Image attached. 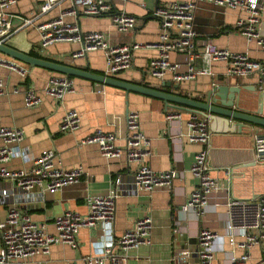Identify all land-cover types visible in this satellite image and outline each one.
<instances>
[{"label": "crops", "instance_id": "1", "mask_svg": "<svg viewBox=\"0 0 264 264\" xmlns=\"http://www.w3.org/2000/svg\"><path fill=\"white\" fill-rule=\"evenodd\" d=\"M16 3L5 9L8 16L32 20L28 26L14 20L13 32L5 44L24 54L36 53L49 61L72 66L99 76L118 79L128 84L152 89L160 93L174 95L199 103H207L220 110H235L253 114L258 112L262 97L264 116V94L256 91V76L246 78L226 77V64L215 62L211 75H198L193 80L175 82L173 74L167 73L163 79L150 76L148 64L157 52L150 48H140L133 52L131 68L115 76L105 75L104 54L93 52L86 59L72 60L70 53L77 49L74 44H55L47 50H38V24L47 22L60 12L67 10L70 3L62 0L48 13H40L44 0H15ZM114 13L125 12L135 17L136 26L128 34L115 30L109 15L102 17L68 16V22H77L82 31L102 32L108 43L121 45L135 42L139 45L153 44L158 39L159 25L154 16L157 7L184 0H110ZM259 34L264 37V0ZM243 13L239 10L225 9L208 3H197L194 11V27L198 47L202 41L210 39L219 49L233 53L247 54L251 59L264 63V50L254 41H249L237 30L236 20ZM199 50V49H198ZM0 58L18 63L26 69L22 77L15 71L0 66V80L4 82L5 93L0 96V127L21 129L23 141L16 145V154L5 166L10 170H27L33 160L43 151L52 150L65 169L80 166L83 176L80 182L56 192L37 188L24 195L9 181L0 180V222L10 207L23 209L37 224L44 226L46 233L55 234L54 220L69 210L85 216L88 212L86 199L92 196H106L113 190V181L119 178L123 184L116 192L115 218L108 232L102 224L94 228H82L78 232V248L66 245H53L46 256L37 255L26 264H83L82 258L96 256L108 243H115L119 236L133 227L136 220L149 216L152 222L150 244L143 245L128 253L127 264H200L198 260L197 236L201 229L212 231L216 237L213 242V260L210 264H231L234 256L241 251L229 243L227 231L229 198L255 201L264 197V164L250 166L253 159V125L243 124L241 131L230 134H212L210 139V176L218 183V190L207 196L204 213L198 215L192 208L182 210L189 195L198 188V180L191 174L194 157L202 149L200 144L186 141V122L189 109L167 104L163 100L121 88L96 84L90 80L72 78L73 91L60 101H55L46 92L48 80L56 73L31 68L5 55ZM170 61L177 65V72H186L188 57L174 53ZM200 58L194 61L196 69L203 68ZM27 80V83H25ZM34 90L41 102L27 108L23 92ZM17 90L15 93L14 90ZM232 90L233 108L227 107ZM75 111L80 118V127L74 132H60L59 124L63 116ZM128 112L139 116V127L151 143L152 154L147 162L156 172L174 171L175 178L171 190L157 189L153 192H134L127 186L134 174L135 164L127 162L124 154L118 158H105L95 144H81L80 141L100 129L115 135V145H125V118ZM178 117L167 120L170 114ZM198 117L203 118L199 114ZM204 119V118H203ZM230 124L241 122L230 118ZM3 142L0 140V146ZM3 190H11L12 196L3 198ZM234 241H240L234 236ZM1 247V245H0ZM264 260L262 247L250 250L248 264H260Z\"/></svg>", "mask_w": 264, "mask_h": 264}, {"label": "built area", "instance_id": "2", "mask_svg": "<svg viewBox=\"0 0 264 264\" xmlns=\"http://www.w3.org/2000/svg\"><path fill=\"white\" fill-rule=\"evenodd\" d=\"M62 0H44L40 13H48ZM70 7L60 12L55 18L38 24V50H47L55 44H74L77 49L70 53L72 60L86 59L89 54L101 51L104 54L105 75L115 76L131 68L133 52L140 48H150L157 52L156 57L149 61L150 76L163 79L167 73L173 74L175 82L193 80L198 75H211V66L215 62L226 64V77L246 78L256 76V91L264 94V63L251 59L247 54L233 53L217 48L210 39L202 41L198 47L197 34L194 27V11L197 3H208L225 9L239 10L243 13L235 23L239 33L249 41H254L264 50V37L259 34L262 20L263 0H184L171 2L157 7L154 16L158 21V39L153 44L141 46L135 42L111 45L105 35L99 31H82L77 22H68L66 18L102 17L109 15L111 22L119 34H128L136 26L134 16L125 12L114 13L110 0H67ZM16 3L15 0H0V43L16 32L14 20H21V26H28L32 20L21 19L19 16H8L6 8ZM199 49V50H198ZM181 53L188 57L186 72L178 73L177 65L170 61L171 54ZM200 58L202 69H196L194 61ZM0 66L26 76V69L18 63L8 62L0 58ZM73 91L72 78L53 75L47 83L45 92L55 101H60L66 94ZM16 93L17 90L15 89ZM5 93L4 82L0 80V96ZM24 105L27 108L37 106L41 99L38 94L27 88L23 92ZM178 115L170 113L166 119L172 120ZM139 116L128 112L125 118V145H115V135L100 129L82 139L81 144H95L105 158H118L122 154L136 168L127 186L134 192H153L157 189L171 190L175 178L174 171L156 172L147 160L152 154L151 143L139 127ZM80 127V118L75 111L67 112L60 121V132H74ZM253 159L255 163L264 164V129L253 126ZM186 141L200 144L202 149L197 152L190 168L191 174L198 180V188L193 191L182 210L192 208L198 215L204 213L208 194L218 190V183L210 176V139L211 132L207 120L190 114L186 122ZM24 139L21 129L0 127V180L12 182L21 194L27 195L37 188L44 187L47 191L56 192L63 188L78 184L83 176L80 166L65 169L61 166L52 150L43 151L37 156L27 170H10L5 164L16 154V145ZM113 190L106 196H92L86 199L88 212L85 216L72 211H65L54 220L55 234L46 233L41 224L35 223L21 208L10 207L5 218L0 222V264H26L34 256H46L53 245H66L78 248L77 235L82 228H94L102 224L108 232L115 218L116 192L123 182L116 178ZM11 190H3L1 196L9 198ZM229 243L236 245L241 251L239 256L231 259V264H248L250 250L262 247L264 243V197L249 201L235 197L227 202ZM152 222L149 216L135 221L133 227L125 230L115 243L103 246L96 256L82 258L83 264H127L128 253L143 245L150 244ZM234 236L240 238L234 241ZM216 235L201 229L197 236L198 260L200 264H210L213 260V242ZM37 264H47L39 262ZM260 264H264V260Z\"/></svg>", "mask_w": 264, "mask_h": 264}, {"label": "water", "instance_id": "3", "mask_svg": "<svg viewBox=\"0 0 264 264\" xmlns=\"http://www.w3.org/2000/svg\"><path fill=\"white\" fill-rule=\"evenodd\" d=\"M0 54L5 55L22 64H25L26 66L31 68H41L69 78H81L90 80L92 82H95L96 84L121 88L127 92H136L145 96L163 100L167 104H174L179 108L189 109L195 114H199L208 121L209 130L214 135L234 133L236 129L237 131H241L243 124H249L264 129V116L262 115V97L260 98V102L258 104V112H255L253 114H247L245 112H239L235 110H220L207 103H199L194 100L160 93L152 89L128 84L112 77L99 76L92 74L91 72L76 69L72 66L59 64L45 59L34 58L13 49L12 47L6 45L4 42L0 43ZM231 92H233V95L229 97L230 101L232 99V101L227 105V107L229 108H233L235 99L234 94L238 91L232 90ZM230 118L238 120L241 123L235 125L230 124ZM254 166H256V163L253 161L251 162L250 166L244 167Z\"/></svg>", "mask_w": 264, "mask_h": 264}, {"label": "trees", "instance_id": "4", "mask_svg": "<svg viewBox=\"0 0 264 264\" xmlns=\"http://www.w3.org/2000/svg\"><path fill=\"white\" fill-rule=\"evenodd\" d=\"M29 56L34 57V58H40V59H45V60H47V59L44 58L43 56H40L39 54H36V53H29ZM57 75H60V74H57ZM25 83H27V80H26Z\"/></svg>", "mask_w": 264, "mask_h": 264}]
</instances>
